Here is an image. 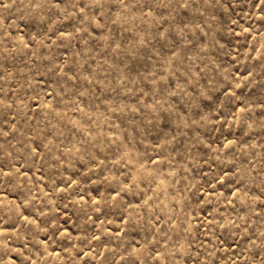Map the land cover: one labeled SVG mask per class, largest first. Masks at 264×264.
I'll return each mask as SVG.
<instances>
[{
  "label": "rangeland",
  "instance_id": "rangeland-1",
  "mask_svg": "<svg viewBox=\"0 0 264 264\" xmlns=\"http://www.w3.org/2000/svg\"><path fill=\"white\" fill-rule=\"evenodd\" d=\"M0 264H264V0H0Z\"/></svg>",
  "mask_w": 264,
  "mask_h": 264
}]
</instances>
